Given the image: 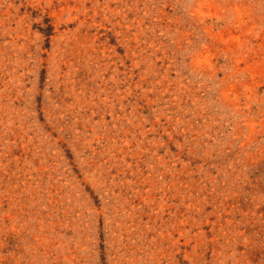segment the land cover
<instances>
[{"label":"rangeland","instance_id":"1","mask_svg":"<svg viewBox=\"0 0 264 264\" xmlns=\"http://www.w3.org/2000/svg\"><path fill=\"white\" fill-rule=\"evenodd\" d=\"M0 264H264V0H0Z\"/></svg>","mask_w":264,"mask_h":264},{"label":"trees","instance_id":"2","mask_svg":"<svg viewBox=\"0 0 264 264\" xmlns=\"http://www.w3.org/2000/svg\"><path fill=\"white\" fill-rule=\"evenodd\" d=\"M51 31H52V26L51 25H48V29L46 31V34L47 35H50L51 34Z\"/></svg>","mask_w":264,"mask_h":264}]
</instances>
